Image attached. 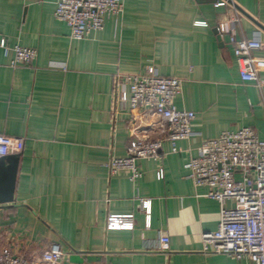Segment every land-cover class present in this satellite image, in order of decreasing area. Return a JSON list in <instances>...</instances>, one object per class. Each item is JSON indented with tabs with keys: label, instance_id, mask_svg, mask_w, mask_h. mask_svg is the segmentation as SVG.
<instances>
[{
	"label": "crops",
	"instance_id": "obj_1",
	"mask_svg": "<svg viewBox=\"0 0 264 264\" xmlns=\"http://www.w3.org/2000/svg\"><path fill=\"white\" fill-rule=\"evenodd\" d=\"M217 1L122 0L119 16L76 41L54 18L55 0H0V40L37 53L30 65L12 68L13 54L0 49V135L24 140L13 202L0 205V249L33 261L58 244L69 254L61 264H254L203 252L201 236L216 230L219 205L183 170L201 142L222 131L251 128L264 140V50L253 53L260 85L241 82L232 46L214 32L231 16ZM232 4L234 39L260 32L264 43V0ZM148 66L181 80L174 105L195 119L177 153L163 141L158 159L137 161L142 175L132 182L106 168L111 157L125 156L130 140L128 115L111 116L112 76ZM156 127L144 133L164 140ZM141 199L151 201L149 229ZM111 214H133V230L106 231ZM160 233L168 236L162 251Z\"/></svg>",
	"mask_w": 264,
	"mask_h": 264
},
{
	"label": "built area",
	"instance_id": "obj_2",
	"mask_svg": "<svg viewBox=\"0 0 264 264\" xmlns=\"http://www.w3.org/2000/svg\"><path fill=\"white\" fill-rule=\"evenodd\" d=\"M215 6L227 7L231 13L218 23L215 31L219 40L227 37L232 46L241 82L259 86L253 53L264 50L260 32L251 39L235 40L233 30L239 22V13L232 0H218ZM122 12V0H55L53 16L67 26L70 39L80 41L93 32L102 31L107 18L117 17ZM196 24L206 26L205 22ZM0 49L4 54H13L12 68L30 65L37 56L35 49L8 47L4 39L0 40ZM50 67L63 69L58 64H50ZM181 84L179 78L160 76L153 66L146 67L143 73L117 72L112 76L111 116L115 120L121 114L128 115L130 140L124 157H111L107 162L110 176L127 172L129 180L134 182L142 175L138 160L158 159L163 141L169 142L171 153H177L176 143L191 138L195 114L174 105ZM155 126L165 134L164 140H150L144 133ZM23 150L22 138L0 135V157L21 154ZM183 170L196 188H206L202 197L219 205L216 230L201 236L203 252L264 264V140L251 128L222 131L216 138L202 141ZM156 178L163 180L161 168ZM140 210L145 228L149 229L151 201L141 199ZM133 227V214H111L105 222L106 231H131ZM157 242V249L164 250L168 236L160 233ZM68 255L60 245L52 244L38 260L29 261L9 248H2L0 264H61Z\"/></svg>",
	"mask_w": 264,
	"mask_h": 264
},
{
	"label": "water",
	"instance_id": "obj_3",
	"mask_svg": "<svg viewBox=\"0 0 264 264\" xmlns=\"http://www.w3.org/2000/svg\"><path fill=\"white\" fill-rule=\"evenodd\" d=\"M18 165L19 154L0 157V205L13 202ZM69 260L73 263L82 262L79 254L70 255Z\"/></svg>",
	"mask_w": 264,
	"mask_h": 264
}]
</instances>
